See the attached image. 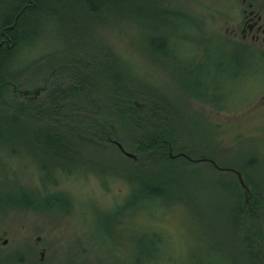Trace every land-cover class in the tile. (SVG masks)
I'll list each match as a JSON object with an SVG mask.
<instances>
[{
    "label": "rangeland",
    "instance_id": "obj_1",
    "mask_svg": "<svg viewBox=\"0 0 264 264\" xmlns=\"http://www.w3.org/2000/svg\"><path fill=\"white\" fill-rule=\"evenodd\" d=\"M15 2L0 0V22ZM212 2L126 0L99 12L90 32L81 3L52 0L32 13L37 21L5 70L58 54L95 60L110 49L133 78L174 101L194 157L234 170L251 163L264 188V48L210 37L222 27ZM14 135L0 140V264H236L241 197L232 173L195 162L200 173L180 171L165 194L133 203L127 180L69 164L66 173L44 159L47 173L29 140ZM52 195L65 203L54 197L45 206Z\"/></svg>",
    "mask_w": 264,
    "mask_h": 264
},
{
    "label": "trees",
    "instance_id": "obj_2",
    "mask_svg": "<svg viewBox=\"0 0 264 264\" xmlns=\"http://www.w3.org/2000/svg\"><path fill=\"white\" fill-rule=\"evenodd\" d=\"M51 1L17 0L0 22V140L6 132L28 139L29 154L43 157L38 161L47 173L51 171L45 160L55 162L54 167L66 173L71 169L64 165L69 164L99 177L127 180L133 203L141 196L153 200L165 194L180 171L200 173L194 162L180 155L199 159L192 155L193 142L181 139L176 114L171 111L174 101L159 98L157 90L133 78L112 50L101 47L95 60L87 55L71 57L70 62L60 54L39 57L9 75L6 66L24 45L23 35L35 24L37 17L32 13L47 11ZM57 1L62 0H53ZM73 1L81 3V10L87 13L88 31L99 12L126 2ZM165 9L179 17L176 11ZM115 142L136 158L124 156ZM170 153L179 156L173 158ZM208 164L213 171H220ZM250 164L237 169L249 187V202L239 181L235 183L241 197L235 222L236 251H232L236 264H264V188L252 180ZM54 197L65 203L63 197L52 195L43 200L45 206Z\"/></svg>",
    "mask_w": 264,
    "mask_h": 264
},
{
    "label": "flooded vegetation",
    "instance_id": "obj_3",
    "mask_svg": "<svg viewBox=\"0 0 264 264\" xmlns=\"http://www.w3.org/2000/svg\"><path fill=\"white\" fill-rule=\"evenodd\" d=\"M212 1L215 20L222 27L221 34L210 37L223 38L234 43L250 41L264 48V0ZM260 51L264 53V50ZM43 257L44 254L41 253V259Z\"/></svg>",
    "mask_w": 264,
    "mask_h": 264
},
{
    "label": "water",
    "instance_id": "obj_4",
    "mask_svg": "<svg viewBox=\"0 0 264 264\" xmlns=\"http://www.w3.org/2000/svg\"><path fill=\"white\" fill-rule=\"evenodd\" d=\"M115 144L117 145V147L119 148V150L126 156V157H129V158H133L135 159L136 156L128 151H126L124 149V147L118 143V142H115ZM171 157L173 158H176L178 157L179 155H173L172 153H170ZM181 156L183 157H186L188 160L192 161V162H204V161H208L210 163H212L217 169L221 170V171H230V172H233L237 175L238 177V180H239V184L241 186V188L245 191V197H246V202H249V187L246 185L245 181H244V178H243V175L237 171V170H234V169H231V168H222V167H219L215 161L211 160V159H192L190 158L189 156H187L186 154H180ZM5 243V242H4Z\"/></svg>",
    "mask_w": 264,
    "mask_h": 264
}]
</instances>
